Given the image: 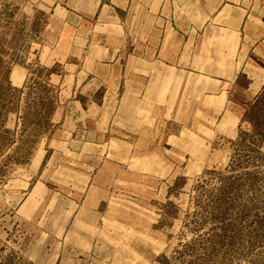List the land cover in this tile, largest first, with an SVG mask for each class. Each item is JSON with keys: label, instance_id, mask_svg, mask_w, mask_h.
<instances>
[{"label": "rangeland", "instance_id": "374dc122", "mask_svg": "<svg viewBox=\"0 0 264 264\" xmlns=\"http://www.w3.org/2000/svg\"><path fill=\"white\" fill-rule=\"evenodd\" d=\"M56 4L0 0V264H264L261 53L245 44L223 94L199 58L139 78L102 65L92 86Z\"/></svg>", "mask_w": 264, "mask_h": 264}, {"label": "crops", "instance_id": "0c3cea01", "mask_svg": "<svg viewBox=\"0 0 264 264\" xmlns=\"http://www.w3.org/2000/svg\"><path fill=\"white\" fill-rule=\"evenodd\" d=\"M57 9L66 11L73 21L76 36L70 44H75L73 52L81 53L71 57L89 66L80 71L89 85H103L97 80L102 65L110 64L115 75L125 72L122 60L139 78L143 74L137 69L145 73L157 68L152 74L183 70L185 62L193 65L199 58L212 62L208 71L199 73L220 82L223 94L238 79L241 71L236 65L246 43L253 54L264 57L263 0H57ZM219 58L230 60L226 70L218 69ZM256 82L252 77L246 89L249 100L258 94ZM237 119L228 115L223 126L237 129Z\"/></svg>", "mask_w": 264, "mask_h": 264}, {"label": "trees", "instance_id": "16d2710c", "mask_svg": "<svg viewBox=\"0 0 264 264\" xmlns=\"http://www.w3.org/2000/svg\"><path fill=\"white\" fill-rule=\"evenodd\" d=\"M12 69L9 66V63L5 62V57L2 54V52L0 51V79L1 78H5L7 79L8 82V76H9V72H11ZM1 82V80H0ZM4 85L1 86L0 83V110L3 109V103L5 101V99L3 98L2 93L4 92ZM1 116V115H0Z\"/></svg>", "mask_w": 264, "mask_h": 264}, {"label": "bare ground", "instance_id": "6f19581e", "mask_svg": "<svg viewBox=\"0 0 264 264\" xmlns=\"http://www.w3.org/2000/svg\"><path fill=\"white\" fill-rule=\"evenodd\" d=\"M25 79H26V74L22 72L20 68H16V70L13 73L14 83L20 86L24 83ZM42 159H43V154H38L37 157L34 159L33 170H36L38 168Z\"/></svg>", "mask_w": 264, "mask_h": 264}]
</instances>
